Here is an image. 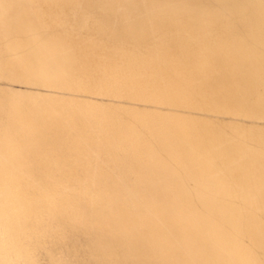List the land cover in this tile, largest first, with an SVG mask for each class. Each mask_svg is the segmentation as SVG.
<instances>
[{
	"label": "rangeland",
	"instance_id": "374dc122",
	"mask_svg": "<svg viewBox=\"0 0 264 264\" xmlns=\"http://www.w3.org/2000/svg\"><path fill=\"white\" fill-rule=\"evenodd\" d=\"M92 1L0 0V237L19 245L16 264H238L212 250L233 242L230 220L209 226L229 198L201 182L180 133L203 121L264 130L242 91L213 109L195 83L230 76V55L244 62L254 42L135 47L113 39L133 9L97 0L110 31L86 13ZM254 76L235 81L257 94Z\"/></svg>",
	"mask_w": 264,
	"mask_h": 264
},
{
	"label": "bare ground",
	"instance_id": "6f19581e",
	"mask_svg": "<svg viewBox=\"0 0 264 264\" xmlns=\"http://www.w3.org/2000/svg\"><path fill=\"white\" fill-rule=\"evenodd\" d=\"M118 1L125 8L133 9V17L129 23L119 24L116 28L118 34H114L113 39L119 40L118 37L124 35L135 47L169 49V46L177 45L207 48L224 38L248 37L254 45L253 48L245 46L248 49L242 55L245 61L240 63L237 56L231 54L228 58L230 66L223 67L232 72L230 76H202L195 82L199 87L196 90L207 106L213 109L226 108L230 103L239 105L234 96L238 97L242 91L241 99L248 102L246 112L264 114V83H255L258 93L253 94L249 91L254 85L252 81H235L237 71L243 68L255 75L253 79L264 81V0ZM99 3L92 1L86 13L99 18L106 30L111 31L116 26L112 22L113 16ZM109 9L113 10L112 4ZM228 78L233 82L227 81ZM209 83H214L216 88L206 92L205 84ZM234 85L236 89L232 91ZM255 101L256 106H253ZM181 131L182 145L184 150L189 151L188 160L200 165L201 182L211 184L220 195L221 189L229 198L224 209L215 208L217 213H224L223 218H212L209 226L218 235V229L226 226L224 217L227 218L233 242L218 245L211 240L212 250L215 252L217 249L228 260L241 256L240 264H264V130L203 121L191 130ZM201 196L202 193L197 195ZM211 201L209 199L205 204L207 209ZM209 211L214 213L212 207ZM202 221L191 224V229ZM15 242L0 237V264H16L13 260L15 255H10L17 253L19 248Z\"/></svg>",
	"mask_w": 264,
	"mask_h": 264
}]
</instances>
